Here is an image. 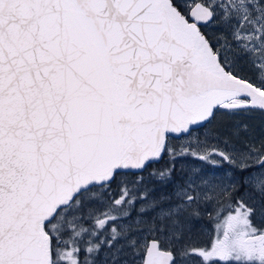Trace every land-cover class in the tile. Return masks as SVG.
Returning a JSON list of instances; mask_svg holds the SVG:
<instances>
[{"label":"snow or ice","instance_id":"snow-or-ice-1","mask_svg":"<svg viewBox=\"0 0 264 264\" xmlns=\"http://www.w3.org/2000/svg\"><path fill=\"white\" fill-rule=\"evenodd\" d=\"M0 264H264V0H0Z\"/></svg>","mask_w":264,"mask_h":264},{"label":"rangeland","instance_id":"rangeland-1","mask_svg":"<svg viewBox=\"0 0 264 264\" xmlns=\"http://www.w3.org/2000/svg\"><path fill=\"white\" fill-rule=\"evenodd\" d=\"M252 123L257 127V129H259V126H260V120L259 118H256L252 121Z\"/></svg>","mask_w":264,"mask_h":264}]
</instances>
